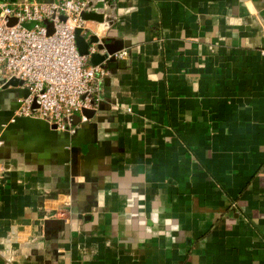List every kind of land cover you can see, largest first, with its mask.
<instances>
[{
  "label": "crops",
  "instance_id": "obj_1",
  "mask_svg": "<svg viewBox=\"0 0 264 264\" xmlns=\"http://www.w3.org/2000/svg\"><path fill=\"white\" fill-rule=\"evenodd\" d=\"M89 1L76 135L0 86V264H264V0Z\"/></svg>",
  "mask_w": 264,
  "mask_h": 264
},
{
  "label": "built area",
  "instance_id": "obj_2",
  "mask_svg": "<svg viewBox=\"0 0 264 264\" xmlns=\"http://www.w3.org/2000/svg\"><path fill=\"white\" fill-rule=\"evenodd\" d=\"M85 12H92L89 0L0 1V86L17 79L23 83L17 89L28 91L19 97L12 122L40 120L74 136L79 128L75 116L86 121L83 111L100 107L108 71L91 65L94 52L81 55L76 42V31L85 28ZM46 22L52 24L51 34Z\"/></svg>",
  "mask_w": 264,
  "mask_h": 264
},
{
  "label": "water",
  "instance_id": "obj_3",
  "mask_svg": "<svg viewBox=\"0 0 264 264\" xmlns=\"http://www.w3.org/2000/svg\"><path fill=\"white\" fill-rule=\"evenodd\" d=\"M104 16H105L104 14H98V13H94V12H85L82 15V18L85 21L92 20V21H97V22H104V20H105ZM46 25L48 26L49 33L51 34L53 32L52 24L49 22H46ZM81 32H82V30L76 31L77 47H78V50H79L81 55H89V53H90L89 49L91 48V46L93 44H95L97 46L98 51L106 50L105 56H101V57H103V60L107 59L109 57V55H113L114 53H117L121 49V48H117L115 45L106 44L105 41L99 42V40L97 38H92L89 43H86V40L84 39V37L81 36ZM84 44H85V46H84ZM97 57H100V55L99 54H93L92 60H94ZM93 66H97V65L94 64ZM22 85H23V83L21 81H19L17 79H13V80L9 81L6 85L3 86V90L18 88V87H21ZM23 95H28V91L27 90L23 91ZM94 114H95V111H88V110L83 111V116L86 117L87 119L92 118ZM12 119H13V117L11 115V118L7 121V123L12 122ZM74 119H75V123H77V124L81 123V117L80 116H75ZM20 120H25V119H16V121H20ZM26 120L45 123L43 121L34 120V119H26ZM15 122H13V123H15ZM88 150H89L88 154H91L92 148L89 147Z\"/></svg>",
  "mask_w": 264,
  "mask_h": 264
}]
</instances>
